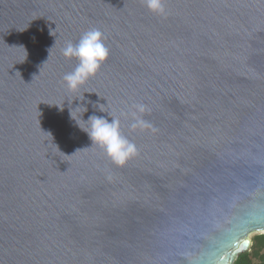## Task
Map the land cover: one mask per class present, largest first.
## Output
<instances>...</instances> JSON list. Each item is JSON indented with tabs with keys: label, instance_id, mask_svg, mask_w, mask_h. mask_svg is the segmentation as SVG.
<instances>
[{
	"label": "water",
	"instance_id": "95a60500",
	"mask_svg": "<svg viewBox=\"0 0 264 264\" xmlns=\"http://www.w3.org/2000/svg\"><path fill=\"white\" fill-rule=\"evenodd\" d=\"M166 8L0 0V264H234L264 231V0ZM93 28L109 56L72 92L62 49ZM108 113L123 166L80 128Z\"/></svg>",
	"mask_w": 264,
	"mask_h": 264
},
{
	"label": "clouds",
	"instance_id": "9594fccd",
	"mask_svg": "<svg viewBox=\"0 0 264 264\" xmlns=\"http://www.w3.org/2000/svg\"><path fill=\"white\" fill-rule=\"evenodd\" d=\"M144 5L152 13L166 17L168 10L166 8V0H143ZM106 37L100 29L93 28L84 32L77 43L68 41L62 49V55L65 58H77L78 64L74 71L65 74L63 77L67 88L72 91H78L87 80L94 76L101 64L108 58L109 49L105 44ZM100 111L105 112L102 108ZM87 110V109H86ZM148 111L144 104H134L128 111H122L121 116L131 118V128L133 130L151 129L155 132L157 129L152 127L142 118V114ZM108 118L97 116L95 114L89 116L88 127H79L87 133L92 144H95L103 150L106 156L117 166L125 165L129 160L138 155V148L135 143L130 141L121 131V121L118 117H112L110 113ZM71 117L75 119L72 115ZM79 150V149H78ZM111 179V176H109ZM241 234L236 240L235 245H241L243 248L248 247L251 240L248 238L241 239Z\"/></svg>",
	"mask_w": 264,
	"mask_h": 264
},
{
	"label": "trees",
	"instance_id": "16d2710c",
	"mask_svg": "<svg viewBox=\"0 0 264 264\" xmlns=\"http://www.w3.org/2000/svg\"><path fill=\"white\" fill-rule=\"evenodd\" d=\"M234 264H264V232L252 237L250 249L239 254Z\"/></svg>",
	"mask_w": 264,
	"mask_h": 264
},
{
	"label": "rangeland",
	"instance_id": "374dc122",
	"mask_svg": "<svg viewBox=\"0 0 264 264\" xmlns=\"http://www.w3.org/2000/svg\"><path fill=\"white\" fill-rule=\"evenodd\" d=\"M263 232H264V231L252 232V233L249 234V237H250V239H252V237H253L254 235H256V234H260V233H263Z\"/></svg>",
	"mask_w": 264,
	"mask_h": 264
}]
</instances>
